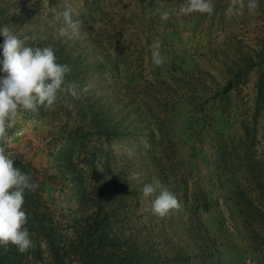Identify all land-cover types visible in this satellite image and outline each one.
I'll list each match as a JSON object with an SVG mask.
<instances>
[{
	"label": "rangeland",
	"instance_id": "374dc122",
	"mask_svg": "<svg viewBox=\"0 0 264 264\" xmlns=\"http://www.w3.org/2000/svg\"><path fill=\"white\" fill-rule=\"evenodd\" d=\"M187 2L0 0V29L51 46L78 93L8 129L6 154L39 185L15 264H264V0ZM66 6L82 20L71 38ZM155 181L180 210L151 211Z\"/></svg>",
	"mask_w": 264,
	"mask_h": 264
},
{
	"label": "clouds",
	"instance_id": "9594fccd",
	"mask_svg": "<svg viewBox=\"0 0 264 264\" xmlns=\"http://www.w3.org/2000/svg\"><path fill=\"white\" fill-rule=\"evenodd\" d=\"M247 7L250 12H254L259 7L258 0H249ZM214 8L212 0H188L181 6L180 12L185 15L193 12L211 14ZM156 11L158 13L159 9ZM237 14L243 13L238 10ZM61 15L65 27L60 29V34L69 38L78 36L82 25V20L78 18L80 13L66 6ZM74 15L77 18L74 19ZM161 18L167 20L168 13H162ZM0 35L4 37L3 44L0 45L3 56L0 72L6 73L0 77V246L7 248L9 244L15 245L23 253L34 247L29 232L24 227L28 220L23 210L25 194L34 193L39 185L32 182L30 174L14 167V161L6 154L8 129L15 125L21 108L35 112L39 105L52 106L61 90L74 97L78 93L75 83H65V77L71 69L68 65L57 63L51 46H26L28 37L19 38L8 26L0 29ZM160 47L159 39L150 46L156 66L164 62ZM90 87L91 85H85L82 91L86 93ZM138 176V173L132 174L133 179ZM157 190L159 194L151 203V211L155 215L165 217L171 210L181 209L182 205L177 197L169 188L162 187L159 181L145 184L142 192L148 197Z\"/></svg>",
	"mask_w": 264,
	"mask_h": 264
},
{
	"label": "trees",
	"instance_id": "16d2710c",
	"mask_svg": "<svg viewBox=\"0 0 264 264\" xmlns=\"http://www.w3.org/2000/svg\"><path fill=\"white\" fill-rule=\"evenodd\" d=\"M17 254L18 252L16 253L11 245H8L7 248L0 246V264H15L13 258Z\"/></svg>",
	"mask_w": 264,
	"mask_h": 264
}]
</instances>
